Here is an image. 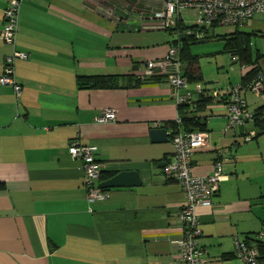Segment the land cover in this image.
I'll use <instances>...</instances> for the list:
<instances>
[{"label":"crops","instance_id":"crops-1","mask_svg":"<svg viewBox=\"0 0 264 264\" xmlns=\"http://www.w3.org/2000/svg\"><path fill=\"white\" fill-rule=\"evenodd\" d=\"M6 5L0 0V31ZM161 7V0L22 3L16 47L28 59L15 62L21 95L0 85V264L177 262L172 241L183 233L178 212L185 196L180 183L164 173L173 145L172 131L163 125L182 112L160 69L153 76L161 82L132 86L147 61L166 55L173 35L141 29L130 16ZM236 31L249 36L264 73V46L255 41L264 42V14L229 34ZM10 52L0 38V76ZM221 61L222 68L228 64ZM235 62L231 59L227 80L217 73L213 86L201 73L210 96L222 98L241 83L243 72L241 66L233 71ZM98 75L130 81L117 89L77 87L79 76ZM244 98L250 112L264 108L256 96ZM189 104L183 115L193 109ZM106 109L114 110L116 119L98 123ZM196 116L205 120L209 139L195 152L192 172L209 175L220 163L224 176L212 206L197 209L203 264H242L234 255V237L252 242L264 230V133L245 142L247 131H258L255 124L229 130L223 104L215 100ZM155 128L167 130L166 142L151 141ZM73 140L94 148L102 167L96 188L121 172H136L140 184L112 188L104 200L88 201L82 164L68 154Z\"/></svg>","mask_w":264,"mask_h":264},{"label":"built area","instance_id":"built-area-1","mask_svg":"<svg viewBox=\"0 0 264 264\" xmlns=\"http://www.w3.org/2000/svg\"><path fill=\"white\" fill-rule=\"evenodd\" d=\"M24 1L32 0H6L7 5L3 12V23L0 31L1 40L11 49L10 54L4 58L0 85L10 86L15 97H19L22 92V88L15 78V62L28 59V55L17 50L16 47L20 8ZM161 2V9L149 13H137L135 16L131 15L130 19H134L141 29H161L166 32L176 26L178 19H182L183 23L186 24L181 16L184 11L192 12L194 17L192 26L202 29L210 28L212 25L240 28L254 15L264 14V0H161ZM127 19L122 20L123 23ZM186 34L192 35L193 33L187 31ZM202 37L203 34L200 32L195 34L196 39ZM234 59L235 57H233ZM181 67L179 46H170L161 60L145 63L139 78H149L153 76L155 69H160L162 73L167 75V84L174 92L177 106L188 104L194 100V96L202 94L206 89L202 83H195L191 87L186 78L182 76ZM247 69V66H241L242 72ZM182 90L185 91L184 95L180 94ZM245 93L256 96L264 103V73L258 74L245 87L238 84L226 90L222 104L226 111L229 130L245 126L254 120L256 114L249 111L244 98ZM213 97L217 101L221 100L217 93L213 94ZM115 119V111L106 109L97 118V122L107 123ZM259 121L264 122V111L261 112ZM175 122L180 123L179 117L175 119ZM159 126V123L156 124V127ZM260 132L264 131H247L244 135V141L253 140ZM208 139L209 133L207 131L187 133L179 127L171 139L173 155L166 164L164 173L168 178L180 183L185 196L178 212L183 233L181 237L172 241V244L177 248L175 255L177 262L172 264L204 263V252L198 246L202 232L199 229L197 209L212 206V200L218 192V184L224 179L220 163L214 165L212 173L209 175L197 176L192 172L193 156L197 150L207 145ZM68 154L72 160L80 161L82 164L88 201L104 200L105 191L95 187V183L101 178L102 167L94 157V148L81 145L78 141L73 140L68 146ZM256 239L264 241V230L256 235ZM233 241L234 255L242 264H264L260 261L258 250L254 244L241 241L237 236L234 237Z\"/></svg>","mask_w":264,"mask_h":264},{"label":"trees","instance_id":"trees-1","mask_svg":"<svg viewBox=\"0 0 264 264\" xmlns=\"http://www.w3.org/2000/svg\"><path fill=\"white\" fill-rule=\"evenodd\" d=\"M215 27L218 25H212L210 28H197L192 25H186L183 23L182 19H178L176 21V26L166 31V33H170L173 35L172 41L169 42L170 46H179V60L182 66H185L184 72H182V76L186 78L189 85H194L195 83H203L201 71L198 66V58L196 56L191 55L188 47V43H198L200 41H205L206 39L211 38L209 33L213 31ZM191 31L192 35H187L186 32ZM202 33L203 37L201 39H196V33ZM178 36V37H177ZM219 40L224 41L223 51L227 53L231 59L235 57V61L240 64V66H247L248 69L243 72L242 81L239 85L245 87L249 84L258 74L261 73L260 67L257 63L258 59L253 58L251 46H250V38L249 36L242 34L241 32H234L232 34L217 36ZM168 47V48H169ZM126 76H79L77 78V87L79 89H117L125 87L124 83H128L130 80H127ZM161 78H155L154 76L141 79L139 76L134 79V83L132 86L138 87L143 82H161ZM225 99L224 95L221 100L217 101L213 96H210L206 90L202 94H198L196 98L193 100V109L189 114L183 115V110L185 105L183 104L178 106L179 111L182 112L181 116H179L180 123L177 124L175 120L172 123L163 125L164 127H168L171 129L170 139H172L173 134L176 129L179 127L182 131L191 133L196 131H207L205 128V120H202L200 117H197V113L206 110V108L215 100L217 102H223ZM189 104V105H192ZM264 111V108L259 109L255 112L253 123L257 127V130L264 131V122L259 121V116L261 112ZM264 133V132H260ZM248 243H252L256 246L260 261L264 262V241H259L256 237L252 242L249 240H245Z\"/></svg>","mask_w":264,"mask_h":264},{"label":"rangeland","instance_id":"rangeland-1","mask_svg":"<svg viewBox=\"0 0 264 264\" xmlns=\"http://www.w3.org/2000/svg\"><path fill=\"white\" fill-rule=\"evenodd\" d=\"M184 22L187 25H193L194 24V17L192 12L189 11H184L181 14ZM234 28L229 27V26H218L213 29L209 33V36L211 38L206 39L205 42H200V43H188L189 51L191 55L196 56L198 58V66L203 73V75L206 77L207 80L211 81L209 84L213 86L212 84L214 83L213 79L217 75V73H220L224 75V77H221V80L226 81L227 79L225 76L230 73L229 67L232 65L231 59L228 54L223 53V48H224V41L219 40L217 36H224L228 35L231 30ZM261 40V39H260ZM256 41L257 46H264V42L262 41ZM172 41V39H171ZM226 59L228 64H225V67H220L221 66V60ZM233 71H238L240 68V65L238 62H235L233 64ZM235 74V73H234ZM232 78L235 79V77L232 75ZM212 79V80H210ZM226 79V80H225Z\"/></svg>","mask_w":264,"mask_h":264},{"label":"water","instance_id":"water-1","mask_svg":"<svg viewBox=\"0 0 264 264\" xmlns=\"http://www.w3.org/2000/svg\"><path fill=\"white\" fill-rule=\"evenodd\" d=\"M150 137L153 143H162L168 140V133L165 128H155L150 131ZM139 184L140 179L136 172H121L101 182L100 188L104 191H108L112 188L138 186Z\"/></svg>","mask_w":264,"mask_h":264}]
</instances>
